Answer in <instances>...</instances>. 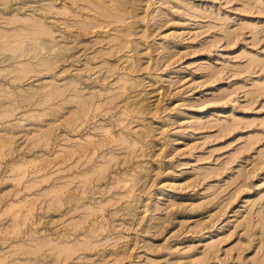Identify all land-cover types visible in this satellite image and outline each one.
I'll use <instances>...</instances> for the list:
<instances>
[{"label":"rangeland","instance_id":"rangeland-1","mask_svg":"<svg viewBox=\"0 0 264 264\" xmlns=\"http://www.w3.org/2000/svg\"><path fill=\"white\" fill-rule=\"evenodd\" d=\"M0 264H264V0H0Z\"/></svg>","mask_w":264,"mask_h":264},{"label":"bare ground","instance_id":"bare-ground-1","mask_svg":"<svg viewBox=\"0 0 264 264\" xmlns=\"http://www.w3.org/2000/svg\"><path fill=\"white\" fill-rule=\"evenodd\" d=\"M74 4H76V3H74Z\"/></svg>","mask_w":264,"mask_h":264}]
</instances>
